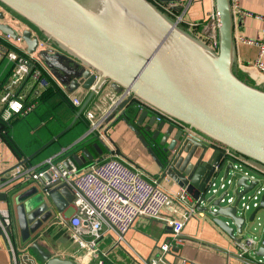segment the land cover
Returning a JSON list of instances; mask_svg holds the SVG:
<instances>
[{"label": "water", "instance_id": "95a60500", "mask_svg": "<svg viewBox=\"0 0 264 264\" xmlns=\"http://www.w3.org/2000/svg\"><path fill=\"white\" fill-rule=\"evenodd\" d=\"M161 1L183 8L177 3L181 0ZM0 4L26 24L20 32L0 21V31L26 42L27 52L37 53L69 91L93 83L97 88L109 85L117 94L130 90L110 119L122 117L128 122L162 174L185 187L198 201L199 210L237 242L252 238L255 256L264 258V223L259 214L264 209V173L238 164L225 155L224 148L189 136L166 119L158 121V113L146 106L264 165V87L242 78L236 70L231 0H215L218 50L151 0H0ZM4 17L0 10V19ZM41 37L57 49L39 47ZM94 94L93 90L88 93L70 124L22 162L71 128ZM84 153L94 160L88 149ZM74 158L84 166L79 154ZM220 179L226 183L214 191L213 182ZM39 183L40 188L8 186L0 191V200L15 206L21 238L42 261L78 264L73 258L53 255L40 240L55 211L72 203L74 194L67 183L52 181L48 174ZM255 194L257 205L245 208L243 200Z\"/></svg>", "mask_w": 264, "mask_h": 264}, {"label": "built area", "instance_id": "2783aa9c", "mask_svg": "<svg viewBox=\"0 0 264 264\" xmlns=\"http://www.w3.org/2000/svg\"><path fill=\"white\" fill-rule=\"evenodd\" d=\"M159 9L172 19L182 24L184 13L175 11L176 2L161 0H151ZM234 18L241 11L239 0H231ZM204 30L209 38V46L218 50V15L216 9H212L206 16ZM190 26L198 25L195 21L187 22ZM34 33H36L34 31ZM9 38L10 36L7 35ZM17 41H22L18 38ZM247 42L255 43L259 46L260 55L254 62H249V67L253 66L259 72V78L264 80V61L261 59L264 54V38L262 40L248 39ZM39 47H57L48 42L45 37H41ZM0 56H5L14 62L9 82L0 96L2 111L0 118L8 120L15 113L26 114L33 110L36 101H26L24 95H16L14 90L27 76L33 78L36 83V95H40L42 90L50 86L49 72L37 53L19 54L15 50H0ZM102 87H96L93 83L89 88H83L81 94L93 90L100 92ZM76 90V89H75ZM73 91L69 96L75 106H80L84 96ZM130 90H125L121 94L110 91L108 104L100 111L87 107L85 117L88 120V127L85 136L95 135L106 145L111 154L100 161H95L80 167L74 156L65 155L64 152L48 157L39 164H17L10 169L7 184L12 181H20L21 184H28L39 181L49 175L52 181L61 180L71 188L74 199L72 201L74 211L63 214V211H55L53 219L65 228L70 239L77 244L78 255L75 260L78 264H104L100 251V240L105 234L113 236L115 244L125 241V234L135 224L139 218H154L162 220L171 228L172 236L160 244L158 252L149 257L141 258V264H199L197 261L179 257L176 262H171L167 254L182 243V230L185 223L193 216L200 213L198 201L187 191L185 187L179 189H169L165 182L170 181L169 175L152 176L140 166L132 163L126 157L116 151L108 135V125L112 120L114 109L118 103L126 98ZM156 111L157 120L166 119L168 122L184 129L185 133L197 139H201L209 144H215L224 148L225 155L235 159L238 164L251 166L264 173V165L236 152L232 148L220 144L190 125L165 115L163 112L148 106ZM1 139V137H0ZM77 153V152H76ZM80 155V153H77ZM48 183V182H47ZM226 181L223 179L213 182V190L224 187ZM48 193V189L45 190ZM258 197L245 198L242 205L249 208L256 206ZM56 210V209H55ZM0 234L6 240L11 254L12 264H46L44 261L38 262L31 254L29 247H17L13 239V217L8 206L0 205ZM240 250L238 257H245L256 260L257 263L264 264V258H257L254 253V241L252 238H244L238 242ZM19 248V249H18ZM94 259V260H93ZM92 260V262H91Z\"/></svg>", "mask_w": 264, "mask_h": 264}, {"label": "crops", "instance_id": "0c3cea01", "mask_svg": "<svg viewBox=\"0 0 264 264\" xmlns=\"http://www.w3.org/2000/svg\"><path fill=\"white\" fill-rule=\"evenodd\" d=\"M177 3L183 7L181 10L175 8L176 12L184 13L185 21L182 25L190 32L209 43V38L204 30V24L209 11L216 9L215 0H209L210 8L207 12L205 10L204 0H181ZM239 5L241 11L236 15L234 31L236 43V70L239 75L243 76L242 78L264 87V80L259 78V72L257 69L253 66H248L249 62L252 63L259 57V46L255 43L247 42L248 39L262 40L264 38V0H239ZM0 10L5 13L4 19H0L1 22L9 23L20 32L26 28V24L20 19V17L9 14L1 4ZM188 21H195L198 25H196V27L190 26L187 23ZM0 36L6 38L15 46L24 50L25 53H28L26 42L17 41L11 37L8 38L7 34L2 31H0ZM261 57L264 61V54ZM13 66V61L0 56V96L9 82ZM57 83L68 97L73 91L78 90L77 92L80 93L79 91L84 88L80 86L76 90L69 91L66 86H62L58 81ZM36 90L37 88L34 79L27 76L15 87L14 92L16 95H24L27 102L30 100L37 102V99L41 96L43 90L40 95H36ZM110 91L111 87L109 85L102 87L99 93L94 94V97L88 106L100 111L104 108L105 104H108ZM88 93H85V95L80 93L81 96H84L83 101ZM68 107V104L64 103L61 105V110H59L60 106L55 107L54 110L51 109L52 114H50L47 107L38 102V104L36 103L35 109L30 112L26 114H15L16 118H14L9 124L10 140L5 139L0 132V191H5L8 186H36L40 188L41 184L39 181H35L34 184L28 183L25 185L21 184L20 181H12L7 184L6 181L9 180L8 174L10 169L20 163L39 164L48 157L66 151L68 148L76 145L84 139L86 123L85 121H82L81 123L76 124L78 121L77 117L72 127L64 134L45 146L40 152L29 159V161L22 162L36 149L41 147L45 142L50 140L71 123L76 116V113L69 111ZM2 109V105L0 104V112ZM54 114L56 116L57 114H60L59 116L61 119L57 120ZM83 114L85 115V113ZM108 135L112 144L115 145L116 151L121 155L126 157L132 163L143 168L152 176L159 177L162 175V170L147 146L122 117L119 119H112L109 122ZM95 144H97L98 147ZM85 148L94 155L93 161H90L85 155ZM84 149L77 151V153H80L82 160L85 161L84 165L103 160L108 154H111L106 145L102 143L100 139L95 141L93 145L84 147ZM197 152L198 149L195 153ZM169 180L170 181L165 182L166 187L174 190L180 188V185H178L171 177ZM0 205L8 206L11 210L13 217V239L17 247L23 248V246H29V244L22 240L17 227L15 206L8 204L4 200H0ZM73 211V204L70 203L63 210V214L69 215ZM199 211L200 213L191 217L185 223L181 235L183 242L175 246L171 252L167 254L168 260L176 262L179 257L182 256L195 260L199 264H261L257 263L256 260L249 258L248 255L242 258L238 257L236 255L240 250L237 242L238 240L224 232L216 223H214L212 218L208 216L206 212ZM55 220L56 219L50 220V222L44 227L40 239L42 244L53 255L75 259L76 255H78L77 244L70 239L68 231ZM58 225L61 226V231L57 229ZM171 236V228L168 227L164 221L154 218H139L127 231L125 234V241L121 244H115L113 236L109 233L105 234L99 243L100 251L106 253V255H102L104 263L106 261L109 264H141V258L147 259L155 255L158 252L160 244L170 240ZM29 250L31 252L30 248ZM0 264H12L11 254L6 240L1 234Z\"/></svg>", "mask_w": 264, "mask_h": 264}, {"label": "trees", "instance_id": "16d2710c", "mask_svg": "<svg viewBox=\"0 0 264 264\" xmlns=\"http://www.w3.org/2000/svg\"><path fill=\"white\" fill-rule=\"evenodd\" d=\"M0 50H5V51L6 50H15L19 54H22V55L26 54L24 50L15 46L13 43H11L10 41H8L6 38H4L2 36H0ZM241 77H243V76H241ZM49 79H50V86L43 90L41 96H39L37 99V104L39 102L40 104L45 105V107H47V109L49 110V113L52 114L51 109L54 110L55 107L60 106L59 110H61V105L66 103L69 106L68 110L76 113V111L78 110V107L72 103L70 98L64 93V91L61 89V87L58 85L57 81L53 77L49 76ZM65 112H67V111H65ZM15 114H18V113H15ZM15 114L12 117H10V119H8V120H4V119L0 118V132H1L2 136L7 140H10L9 124L14 120V118H16ZM59 115L60 114H57V116H56L54 114V116L57 120L61 119V117ZM82 121H85L86 129H87L88 120L86 119L84 114H82L78 117V121L76 122V124L81 123ZM86 129H85V131H86ZM98 139L99 138L95 135H90V136L84 137V139H82V141H80L76 145H74V146L68 148L66 151H64V154L74 156L78 150H80V149L83 150L84 147H88V146L93 145L94 142L97 141ZM80 167H82V166H80ZM104 264H109V263L105 261Z\"/></svg>", "mask_w": 264, "mask_h": 264}, {"label": "rangeland", "instance_id": "374dc122", "mask_svg": "<svg viewBox=\"0 0 264 264\" xmlns=\"http://www.w3.org/2000/svg\"><path fill=\"white\" fill-rule=\"evenodd\" d=\"M204 6H205V10H206V12H207V11L209 10V8H210V6H209V0H204ZM7 11H8L9 14L14 15L13 12H11V11H9V10H7ZM14 16H16V15H14ZM16 17H18V16H16ZM10 21H11V20H10ZM210 152H211V149L208 150V152H207V154H206V157L210 155ZM32 184H34V182H32ZM230 191H232V188H230ZM221 192H222V191H221ZM232 192H233V191H232ZM252 211H253V208L251 207V209H250V210H247L246 213L249 215ZM259 214L262 216V217L260 218V220L264 223V209H263V210H260ZM57 229H58L59 231H61L62 228H61L60 225H58V226H57ZM31 254L34 255V257L37 259L38 262L41 261L40 256L37 255V253H36V251H35L34 249L31 250ZM167 257H168V256H167ZM169 258H170V256H169Z\"/></svg>", "mask_w": 264, "mask_h": 264}]
</instances>
